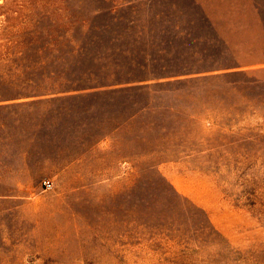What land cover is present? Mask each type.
Here are the masks:
<instances>
[{
    "label": "rangeland",
    "instance_id": "obj_1",
    "mask_svg": "<svg viewBox=\"0 0 264 264\" xmlns=\"http://www.w3.org/2000/svg\"><path fill=\"white\" fill-rule=\"evenodd\" d=\"M0 100V264H264V0H0Z\"/></svg>",
    "mask_w": 264,
    "mask_h": 264
},
{
    "label": "trees",
    "instance_id": "obj_2",
    "mask_svg": "<svg viewBox=\"0 0 264 264\" xmlns=\"http://www.w3.org/2000/svg\"><path fill=\"white\" fill-rule=\"evenodd\" d=\"M239 67H241V65L239 66ZM139 81H142V80H134V82H139ZM71 90H74L73 88L72 89H70V91ZM61 92H64V91H52V92H47V93H45V94H43V95H46V94H59V93H61ZM21 97H5L4 99H2V100H7V101H11V100H17V99H20ZM2 100H0V101H2ZM2 106H4V105H2ZM0 109H1V106H0Z\"/></svg>",
    "mask_w": 264,
    "mask_h": 264
},
{
    "label": "built area",
    "instance_id": "obj_3",
    "mask_svg": "<svg viewBox=\"0 0 264 264\" xmlns=\"http://www.w3.org/2000/svg\"><path fill=\"white\" fill-rule=\"evenodd\" d=\"M45 186H46V187L50 186V183H45Z\"/></svg>",
    "mask_w": 264,
    "mask_h": 264
}]
</instances>
